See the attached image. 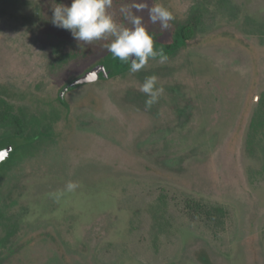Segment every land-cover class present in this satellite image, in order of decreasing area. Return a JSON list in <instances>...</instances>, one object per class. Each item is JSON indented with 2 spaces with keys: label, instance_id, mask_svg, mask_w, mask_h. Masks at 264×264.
Segmentation results:
<instances>
[{
  "label": "rangeland",
  "instance_id": "374dc122",
  "mask_svg": "<svg viewBox=\"0 0 264 264\" xmlns=\"http://www.w3.org/2000/svg\"><path fill=\"white\" fill-rule=\"evenodd\" d=\"M71 0H0V138L102 59L51 22ZM195 29L171 57L80 88L58 136L0 165V264H264V0H113ZM96 66V65H95ZM155 75L150 109L139 91ZM20 92L19 99L12 97ZM37 101V102H36ZM36 102V103H35ZM77 187L69 191L67 184Z\"/></svg>",
  "mask_w": 264,
  "mask_h": 264
},
{
  "label": "clouds",
  "instance_id": "9594fccd",
  "mask_svg": "<svg viewBox=\"0 0 264 264\" xmlns=\"http://www.w3.org/2000/svg\"><path fill=\"white\" fill-rule=\"evenodd\" d=\"M113 0H71L70 6L57 4L52 9V24L71 32L72 36L82 43H92L111 37L106 45L114 59L128 64L131 73L142 70L150 59L159 57L167 59L162 49H154L153 36L143 26L142 19L133 15L132 9L140 11L144 4L133 5L131 8L123 6L121 14L130 23V27L118 24L109 9ZM149 19L159 23L162 29H167L169 22L174 19L173 14L162 5H155L148 9ZM139 91L146 95L145 108L150 109L156 104L164 92L163 86L158 84L155 75L145 77L139 86ZM77 187L75 182H69V191Z\"/></svg>",
  "mask_w": 264,
  "mask_h": 264
},
{
  "label": "flooded vegetation",
  "instance_id": "af4514ba",
  "mask_svg": "<svg viewBox=\"0 0 264 264\" xmlns=\"http://www.w3.org/2000/svg\"><path fill=\"white\" fill-rule=\"evenodd\" d=\"M153 6L155 5H152L151 7ZM182 24H184V22H181L180 20L174 18L172 21L169 22V26L167 29H162L160 24L157 23L158 25L157 30H158L159 36L156 38H153L154 44L163 45V47L160 49L163 50L164 55L167 58L171 57L178 50L182 49L186 45V43L189 41V40H185L182 43H179V45L175 46L176 43L180 39L176 36V34H177V31H179V27L182 26ZM149 34L152 35L153 33H149ZM157 59H160V58L157 57ZM98 64L106 65L107 70L111 72L108 77H104L103 75H100V77L94 82L70 85L75 79L82 76L85 72H87L92 67ZM98 64H95L90 69L86 70L81 75L77 76L71 81L66 82L57 92V96L55 97V99L49 97L50 100L47 102H44L42 99L38 100V102L36 101L37 103L40 104V109H38L37 113L30 115L28 119H25V118L19 119L16 117H12V123L14 124L15 131L12 135H9L6 139L19 141V142L22 141L23 143H27V146H32L39 141L51 139L53 136L54 138L57 137L59 133L55 132L54 128L63 124L62 122H64L67 118L66 113L70 105L69 101H67L66 99L68 95L72 94L74 91L80 88L88 87L100 81H107L108 79L116 76L119 73H125L129 71V67H130V66H126V68L122 69L120 72L115 74V71L111 69V67L109 66L110 64L108 65L105 62L103 63L99 62ZM0 91L5 92L4 94L6 95H9V93L4 88L3 85L0 86ZM18 93L13 92L12 97H14L15 99H19L20 96ZM9 145L13 146V144H7L3 146L2 148H5ZM16 150H17V145L15 149L13 146V149L10 152L9 157L6 158L4 161L0 162V165H4L5 163H7L12 158Z\"/></svg>",
  "mask_w": 264,
  "mask_h": 264
},
{
  "label": "trees",
  "instance_id": "16d2710c",
  "mask_svg": "<svg viewBox=\"0 0 264 264\" xmlns=\"http://www.w3.org/2000/svg\"><path fill=\"white\" fill-rule=\"evenodd\" d=\"M195 11H193L191 13V15L186 19V21H183L184 24H182V26L179 27V31H177L176 36L179 39V41L176 43L175 46L179 45V43H182L185 40L191 39L193 32H194V21H193V17L195 15ZM151 35V34H150ZM153 38H156L159 36V34H152ZM163 45H159V44H154V49L158 50L160 48H162ZM102 59L99 62H105L107 63L111 69H113L115 71V74H117L118 72H120L122 69L126 68V66H129L126 63H122L120 62L118 59H114L111 55V53L107 50V48L102 52L101 54ZM7 144H13L14 149L16 148V142L14 140H7L6 138H0V148H2L3 146L7 145ZM198 257L200 259V261L203 264H210L209 260L207 259V254L203 251L200 252L198 254Z\"/></svg>",
  "mask_w": 264,
  "mask_h": 264
},
{
  "label": "water",
  "instance_id": "95a60500",
  "mask_svg": "<svg viewBox=\"0 0 264 264\" xmlns=\"http://www.w3.org/2000/svg\"><path fill=\"white\" fill-rule=\"evenodd\" d=\"M110 73L111 72L109 70H107L106 65L98 64V65L92 67L87 72H85L82 76L75 79L70 85L94 82L100 77V75H103L104 77H108L110 75ZM12 149H13L12 145H9L5 148H0V157H2V158H0V162L4 161L6 158L9 157Z\"/></svg>",
  "mask_w": 264,
  "mask_h": 264
},
{
  "label": "snow or ice",
  "instance_id": "6c2138e0",
  "mask_svg": "<svg viewBox=\"0 0 264 264\" xmlns=\"http://www.w3.org/2000/svg\"><path fill=\"white\" fill-rule=\"evenodd\" d=\"M0 158H2V157H0Z\"/></svg>",
  "mask_w": 264,
  "mask_h": 264
}]
</instances>
